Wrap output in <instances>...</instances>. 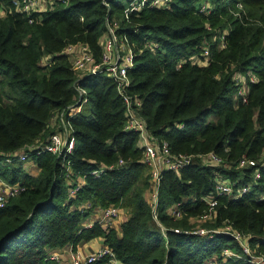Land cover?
<instances>
[{
	"label": "trees",
	"instance_id": "1",
	"mask_svg": "<svg viewBox=\"0 0 264 264\" xmlns=\"http://www.w3.org/2000/svg\"><path fill=\"white\" fill-rule=\"evenodd\" d=\"M127 1H55L27 14L0 0V178L22 185L0 206V264H62L51 248L98 235L119 264H257L230 231L217 227L228 223L245 233L264 256V0H170L166 6L147 0L125 17ZM112 17L134 51L121 91L105 71L77 72L63 51L84 42L99 59ZM43 55L48 60L40 63ZM237 72L248 77L245 92ZM79 86L87 101L72 112ZM125 93L139 99L131 105L171 151L213 150L225 161L195 158L178 170L162 169L161 224L147 200L151 179L139 133L125 127ZM68 123L70 151L41 148ZM20 148L26 159L4 160L2 154ZM242 156L257 162L240 166ZM218 175L233 180L235 190L216 195L215 216L200 223L221 230L194 232L193 218L206 207L203 195L214 192ZM86 201L89 206H78ZM110 203L126 211L118 228L85 225L96 207ZM173 203L183 209L179 218L167 210ZM225 247L237 253L224 254Z\"/></svg>",
	"mask_w": 264,
	"mask_h": 264
},
{
	"label": "built area",
	"instance_id": "2",
	"mask_svg": "<svg viewBox=\"0 0 264 264\" xmlns=\"http://www.w3.org/2000/svg\"><path fill=\"white\" fill-rule=\"evenodd\" d=\"M13 1L14 8L21 10L27 14L33 11H38L52 7L55 1H61L67 3L69 0H11ZM147 0H128L126 6L123 8L125 17L128 16L131 10L138 8L142 3ZM170 0H150V4L157 6H166ZM3 11V10H2ZM30 20V18H29ZM118 18L112 17L107 22V29L100 38L101 53L99 59L95 57L87 43L75 42L69 43L63 51L69 54L72 67L79 73H98L105 71L108 75L112 76L116 82L119 90L121 91L123 86L128 84V68L133 64L134 51L129 42V38L126 34H122L116 31L118 26ZM152 49L156 43L154 41H148L146 43ZM205 52H207L205 50ZM48 60V56L43 55L40 58V63H45ZM240 77H244L240 72L235 74L236 81L239 85V89L242 92L246 91V84H241ZM249 78L254 80L255 75H251L249 72ZM80 100L73 107L75 112L81 108V106L87 101L86 89L79 86ZM123 98L126 104V125L127 128H133L139 133L138 144L142 146L143 159L149 165L151 185L147 191V200L151 206L153 216L161 224L158 218L157 211V199H158V184L160 180L161 170L164 168L178 170L180 167L193 161L195 158L201 159L203 162L210 164H224V158L219 153L209 150L203 153H188V152H174L171 151L169 145L165 140L162 142L157 141L146 127L145 121L138 114L132 102L139 104L138 98L132 99L129 94H123ZM55 121V120H54ZM74 145V137L71 135L70 124L68 123L63 129H56L52 131L47 137L46 141L42 144L41 148L54 153H63L65 150L70 151ZM4 160L10 161L13 159L24 160L28 157V151L23 148L8 151L2 154ZM121 161V160H120ZM257 160L247 156H242L237 160L238 165H251L256 164ZM95 172L97 170H94ZM254 179L260 176V170L257 167L251 172ZM22 188V185L18 182H7L0 178V206L3 205L10 196L15 195ZM249 188V183L243 184L242 187H237L239 192L246 191ZM76 187L70 188L72 190L70 194H73ZM234 189V181L223 175H218L214 182V192L212 194L203 195L206 201V207L201 211L198 216H195L193 220H197V225L193 229L198 233H212L221 229L208 228L202 225L200 222L211 219L216 214V206L218 203V194H230ZM83 205L89 206L90 202L86 201ZM170 215L175 218H179L183 215V209L179 207L177 203L170 204L167 208ZM121 216V207L110 203L105 206L96 207L93 216L86 220L85 225H91L94 221H98L102 226H113L115 221ZM222 230H228L232 235L240 242L244 252L249 258L257 263L264 264V256L262 254H256L253 248L248 243L247 235L240 230L233 228L230 224H225L221 227ZM178 230L177 227H175ZM228 251V247L224 250L225 254H234ZM51 257H55L62 264H98V261L105 257L103 264H119V259L115 256L113 249L107 244H102L99 248L92 249L86 252L79 250H70V258L65 263L60 258L58 253L50 252Z\"/></svg>",
	"mask_w": 264,
	"mask_h": 264
},
{
	"label": "crops",
	"instance_id": "3",
	"mask_svg": "<svg viewBox=\"0 0 264 264\" xmlns=\"http://www.w3.org/2000/svg\"><path fill=\"white\" fill-rule=\"evenodd\" d=\"M33 165V164H32ZM35 166V165H33ZM79 182H82L83 179L81 176L78 177ZM123 214V213H122ZM125 217V213L120 216L119 219L115 221L113 226L119 227L121 220ZM102 244H104V238L102 235L91 237L87 240H82L78 242L74 247L71 244H66L61 247L51 248L50 252L58 253L60 259H65L66 261L70 258V250H79L81 252H86L92 249L99 248Z\"/></svg>",
	"mask_w": 264,
	"mask_h": 264
},
{
	"label": "rangeland",
	"instance_id": "4",
	"mask_svg": "<svg viewBox=\"0 0 264 264\" xmlns=\"http://www.w3.org/2000/svg\"><path fill=\"white\" fill-rule=\"evenodd\" d=\"M204 2H206V0H204ZM251 75H255L253 72H251ZM248 78V77H247ZM247 78L246 77H240L239 78V81L241 82V84L243 83V84H246V81H247ZM240 85V84H239ZM240 87H241V85H240ZM26 166H29V167H31V168H34L35 166H33L29 161H27V163H26ZM241 187H242V185H240ZM71 189H72V187H71ZM72 190H70V192H71ZM85 202H83V203H80V204H78V206H82V204H84ZM125 213V216H126V211H125V209H123L122 207H121V215H123V214ZM93 216V214L90 216V217H92ZM89 217V218H90ZM88 218V219H89ZM226 249V247L225 248H223V252H224V250ZM226 252H231V253H237L233 248H231V247H229L228 248V251H226ZM225 254V253H224ZM63 262H67L65 259H61Z\"/></svg>",
	"mask_w": 264,
	"mask_h": 264
}]
</instances>
